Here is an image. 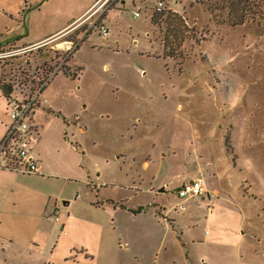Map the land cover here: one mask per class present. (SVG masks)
<instances>
[{
	"label": "rangeland",
	"instance_id": "1",
	"mask_svg": "<svg viewBox=\"0 0 264 264\" xmlns=\"http://www.w3.org/2000/svg\"><path fill=\"white\" fill-rule=\"evenodd\" d=\"M124 1L103 20L105 42L99 12L85 41L68 31L0 62L5 82L61 67L32 123L41 140L32 154L62 190L66 221L48 218L45 264H264V0L242 4L236 27L232 0H164L161 14L157 0L150 12L136 0L139 18L135 0ZM86 3L0 0V49L38 40ZM65 42H81L67 62ZM196 173L208 194L179 199Z\"/></svg>",
	"mask_w": 264,
	"mask_h": 264
},
{
	"label": "crops",
	"instance_id": "2",
	"mask_svg": "<svg viewBox=\"0 0 264 264\" xmlns=\"http://www.w3.org/2000/svg\"><path fill=\"white\" fill-rule=\"evenodd\" d=\"M98 1L100 0H88V3H86L87 5H85L81 10H77L76 12L72 13L70 17L61 21L58 26L45 33L38 40L25 43L19 47H26L41 43L49 38L65 34L68 31L77 32L83 25L90 22V20L92 19V13L89 11ZM139 1L143 3L145 5V8L150 12V10L147 8V2L149 0ZM135 2L136 0L133 1L134 7H136ZM124 4V0H113L111 5H109L104 13L100 16V19L101 17H104V19L108 20L109 13L112 10L118 11L119 9H121L120 6H123ZM138 10H140V8L136 7V11ZM89 13L91 14L89 15ZM104 19H102L101 21L102 24L107 26L111 30V23L109 25L108 23L103 22ZM105 41L106 39L103 40V42ZM11 44L16 45L14 42H11ZM134 44L136 45L135 39ZM0 92L1 97H3L4 99L7 112L4 114L0 112V118H2L3 124V133L0 136L1 142L6 134V131L10 124V120L7 111V100L4 97L1 89ZM40 137L41 139L43 138L42 136ZM40 142V138L39 140L37 139L34 146L40 144ZM37 162L38 174L36 175H22L6 170H0V248L2 250V261L4 264H32L36 262L42 264L46 263V249H44V247H41L40 245L44 242V238L46 235L50 237L52 234V230H47L46 224L48 218L52 217L51 213L55 205H57L58 203L57 197H61L62 190L59 192V194L54 193V188L56 187V181H54L55 179L52 176L45 174L47 173V169L44 164H40L39 161ZM197 178L198 174L196 173L191 181L183 180L179 185V188L186 183L193 182ZM64 192L67 193L66 190ZM161 192L164 191L161 190ZM206 194H208V185ZM75 202L78 205L79 201ZM63 203L66 208H70V201H63ZM95 204L98 207L103 206L102 202L101 205L99 204V202ZM85 205V203H81L78 205V207L75 208V210L77 209L78 211ZM70 217V214L67 213V218ZM73 218L75 220L84 219L85 221H82L90 225L95 224L96 227H103V224L99 222H93L91 219H88L86 217H77L74 215ZM56 224H58V226L63 229L66 226V221L63 220L62 224ZM81 255L85 258H94V256L91 255V251L86 250L85 248H81Z\"/></svg>",
	"mask_w": 264,
	"mask_h": 264
},
{
	"label": "built area",
	"instance_id": "3",
	"mask_svg": "<svg viewBox=\"0 0 264 264\" xmlns=\"http://www.w3.org/2000/svg\"><path fill=\"white\" fill-rule=\"evenodd\" d=\"M108 1H98L89 12H92V16L99 12L103 14V8ZM164 9L165 1L158 0L154 14L161 13ZM140 15V10L134 14L135 18H139ZM99 20L95 24V27L99 35L107 39L111 35V30ZM42 46H44L43 42L12 50L0 49V62L16 59L20 55L32 52ZM76 46L73 42L64 43V47L62 48L65 49L64 52L67 54V58L72 56ZM59 71H61V67L56 72L47 73L44 78L38 79L37 82L34 79L29 82V79L23 77V73H20V77H15L13 81L9 82H5L2 74L0 75V85H10L12 89L9 97L6 98L10 124L4 138L0 142V170L22 175L38 174V162L32 154L33 146L37 140L38 127H33L32 123L37 111L47 106V101L42 99V93L51 78ZM16 93L20 94L19 97H15ZM206 193L207 184L204 178H197L193 182L182 185L177 190L178 198L183 201L202 197ZM61 215L59 207L55 205L51 213L53 220L56 223H61Z\"/></svg>",
	"mask_w": 264,
	"mask_h": 264
},
{
	"label": "trees",
	"instance_id": "4",
	"mask_svg": "<svg viewBox=\"0 0 264 264\" xmlns=\"http://www.w3.org/2000/svg\"><path fill=\"white\" fill-rule=\"evenodd\" d=\"M229 2L231 1V0H228ZM248 2V0H232V4H231V6H233L232 8H231V10L233 9L234 11H236V9H237V7L240 9V11L239 10H237L236 12H235V17L233 18V19H231V21H230V24H231V26L232 27H236V26H241V25H243L245 22H246V16H247V14L245 15V13H244V7H241V5L242 4H246ZM236 6V7H235ZM245 6V5H244ZM163 12V11H162ZM161 12V13H162ZM161 13H157V14H161ZM102 19H104V17H101V19L99 20L100 22L102 21ZM99 22V23H100ZM79 33H84L85 34V38L83 39V41H85L86 39H87V37L92 33L91 32V30L89 29V28H87L86 27V29H85V26L83 25L79 30ZM78 33V34H79ZM80 41V40H79ZM83 41H81V42H83ZM81 42H78L76 45V49H78V47H79V45H80V43ZM166 42V41H165ZM166 48V47H165ZM75 49V50H76ZM67 56V54H64V58ZM70 58H71V56L70 57H68L67 59H66V61L65 62H67V61H69L70 60ZM66 74H69V75H71V72H70V70L69 69H66L65 71H64ZM47 73H50V72H48L47 71ZM46 73V74H47ZM0 89L2 90V92H3V95H4V97L5 98H8L9 97V95H10V93L12 92V89H11V86L10 85H8V86H1L0 85Z\"/></svg>",
	"mask_w": 264,
	"mask_h": 264
}]
</instances>
